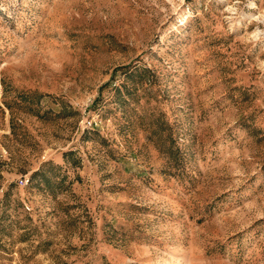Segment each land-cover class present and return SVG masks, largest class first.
Listing matches in <instances>:
<instances>
[{
  "label": "rangeland",
  "instance_id": "obj_1",
  "mask_svg": "<svg viewBox=\"0 0 264 264\" xmlns=\"http://www.w3.org/2000/svg\"><path fill=\"white\" fill-rule=\"evenodd\" d=\"M262 63L264 0H0V264H264Z\"/></svg>",
  "mask_w": 264,
  "mask_h": 264
},
{
  "label": "built area",
  "instance_id": "obj_2",
  "mask_svg": "<svg viewBox=\"0 0 264 264\" xmlns=\"http://www.w3.org/2000/svg\"><path fill=\"white\" fill-rule=\"evenodd\" d=\"M26 181H27V179H25V178L20 180V182H21L22 184H25Z\"/></svg>",
  "mask_w": 264,
  "mask_h": 264
},
{
  "label": "clouds",
  "instance_id": "obj_3",
  "mask_svg": "<svg viewBox=\"0 0 264 264\" xmlns=\"http://www.w3.org/2000/svg\"><path fill=\"white\" fill-rule=\"evenodd\" d=\"M261 67H264V63L261 64Z\"/></svg>",
  "mask_w": 264,
  "mask_h": 264
}]
</instances>
